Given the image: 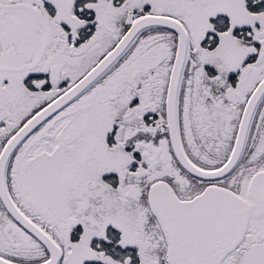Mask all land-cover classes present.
<instances>
[{"label":"snow or ice","instance_id":"snow-or-ice-1","mask_svg":"<svg viewBox=\"0 0 264 264\" xmlns=\"http://www.w3.org/2000/svg\"><path fill=\"white\" fill-rule=\"evenodd\" d=\"M0 264H264V0H0Z\"/></svg>","mask_w":264,"mask_h":264}]
</instances>
